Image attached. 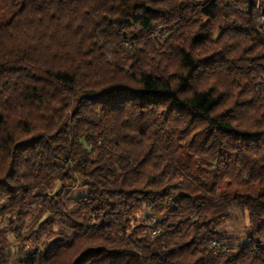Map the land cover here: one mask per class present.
<instances>
[{"label": "trees", "instance_id": "1", "mask_svg": "<svg viewBox=\"0 0 264 264\" xmlns=\"http://www.w3.org/2000/svg\"><path fill=\"white\" fill-rule=\"evenodd\" d=\"M6 7L0 264H264V0Z\"/></svg>", "mask_w": 264, "mask_h": 264}, {"label": "rangeland", "instance_id": "2", "mask_svg": "<svg viewBox=\"0 0 264 264\" xmlns=\"http://www.w3.org/2000/svg\"><path fill=\"white\" fill-rule=\"evenodd\" d=\"M10 12L11 10L7 7L0 11V24L6 22L9 19ZM84 194L85 191L81 187H76L75 189H73L69 193V200L71 204L74 202L75 199L83 196ZM230 213L232 216L231 220L223 226L222 232L224 233L226 238L231 239L229 240V244L236 245L239 241L240 243L244 242V233L248 228L247 214L236 207H233ZM5 237L8 245V253L12 258H14L15 256H17L16 247L18 241L14 240L8 235H6Z\"/></svg>", "mask_w": 264, "mask_h": 264}]
</instances>
